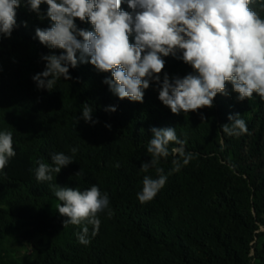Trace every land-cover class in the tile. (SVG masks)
<instances>
[{"label": "trees", "instance_id": "16d2710c", "mask_svg": "<svg viewBox=\"0 0 264 264\" xmlns=\"http://www.w3.org/2000/svg\"><path fill=\"white\" fill-rule=\"evenodd\" d=\"M262 3L250 7L264 17ZM47 7L41 5V20L22 2L11 37L0 39V131L13 133L16 153L0 171V264H264V101L255 93L239 101L228 83L213 107L175 115L158 99L155 82L142 103L121 100L103 83L111 74L90 63L69 67L72 79L59 78L51 91L40 89L32 77L45 69L41 57L62 51L35 37L36 27L51 26ZM122 9L130 11L126 3ZM164 59L170 78L192 72L180 59ZM84 103L98 122L80 119ZM236 113L248 132L229 136L221 125ZM153 127L175 128L192 159L173 172L171 148L178 145L170 143V155L157 165L167 182L141 204L144 175L156 177L155 168L140 170L151 160ZM60 152L73 163L52 173V181H38L39 162L51 165ZM53 185H97L107 193L95 236L87 225L89 244L78 241L84 224L64 226Z\"/></svg>", "mask_w": 264, "mask_h": 264}, {"label": "clouds", "instance_id": "9594fccd", "mask_svg": "<svg viewBox=\"0 0 264 264\" xmlns=\"http://www.w3.org/2000/svg\"><path fill=\"white\" fill-rule=\"evenodd\" d=\"M22 2L41 20V5L47 4L51 26L36 27L35 37L49 49L62 50L59 55L50 52L41 57L45 69L32 77L40 89L51 91L59 78L72 79L69 67L90 63L98 72L111 74L103 83L121 100L142 103L144 90L155 82L158 99L175 115L213 107L217 94H227L228 83L239 101L253 98L254 93L264 101V17L250 7L256 0H0V39L11 37L16 9ZM122 3L130 11L123 10ZM260 7L264 9V3ZM77 20L90 23L93 30L78 27ZM170 55L190 65L192 72L170 78L163 71L164 57ZM116 110L115 106L106 109ZM81 112L80 119L86 123L98 122L93 121L88 103ZM228 120L230 123L221 125L227 135L248 132L239 113L230 114ZM151 133L147 144L151 160L142 163L140 170L147 173L155 168L156 177L144 175L142 190L137 193L141 204L150 202L167 182L164 169L157 165L170 155V143L178 145L171 148L177 157L172 160L173 172L192 159L175 128L153 127ZM71 151L75 154L77 149ZM15 155L13 133L0 131V171ZM51 161V165L39 162L38 181H52V173L73 163L63 152L54 153ZM52 187L61 202L57 210L66 217L64 226L84 224L78 241L89 244L87 225L93 226L95 236L101 223L98 214L109 206L107 193L97 185L85 190Z\"/></svg>", "mask_w": 264, "mask_h": 264}, {"label": "rangeland", "instance_id": "374dc122", "mask_svg": "<svg viewBox=\"0 0 264 264\" xmlns=\"http://www.w3.org/2000/svg\"><path fill=\"white\" fill-rule=\"evenodd\" d=\"M22 251L24 252V250L22 249Z\"/></svg>", "mask_w": 264, "mask_h": 264}]
</instances>
